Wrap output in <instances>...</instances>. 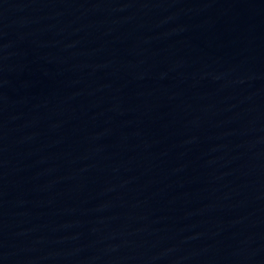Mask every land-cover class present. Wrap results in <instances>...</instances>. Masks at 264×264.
Returning a JSON list of instances; mask_svg holds the SVG:
<instances>
[{
    "label": "water",
    "instance_id": "obj_1",
    "mask_svg": "<svg viewBox=\"0 0 264 264\" xmlns=\"http://www.w3.org/2000/svg\"><path fill=\"white\" fill-rule=\"evenodd\" d=\"M0 264H264V0H0Z\"/></svg>",
    "mask_w": 264,
    "mask_h": 264
}]
</instances>
